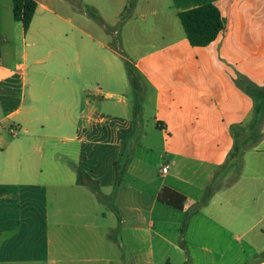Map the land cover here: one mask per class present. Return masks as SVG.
Wrapping results in <instances>:
<instances>
[{
	"label": "crops",
	"instance_id": "0c3cea01",
	"mask_svg": "<svg viewBox=\"0 0 264 264\" xmlns=\"http://www.w3.org/2000/svg\"><path fill=\"white\" fill-rule=\"evenodd\" d=\"M35 1L29 50L9 62L0 46V264H264V120L241 176L205 201L254 115L246 84L264 87V0H104L95 43L51 26L86 12ZM210 3L224 29L192 46L179 14Z\"/></svg>",
	"mask_w": 264,
	"mask_h": 264
},
{
	"label": "trees",
	"instance_id": "16d2710c",
	"mask_svg": "<svg viewBox=\"0 0 264 264\" xmlns=\"http://www.w3.org/2000/svg\"><path fill=\"white\" fill-rule=\"evenodd\" d=\"M133 5L134 0H132L126 10L132 8ZM37 7L38 4L35 0H13L14 19L17 22L22 23L25 32L30 29ZM92 15L95 18L100 19L97 14L92 13ZM179 17L192 46H206L211 44L217 39L220 32L224 29V21L221 10L215 4L210 3L191 10L183 11L179 14ZM114 46L116 47L115 49L124 57L130 83L134 91H145L147 85L143 81L136 66L130 62L119 49H117V42H114ZM246 87L255 100L254 115L249 123L251 135L246 141L242 142L237 141L236 135L234 148L230 152L224 166L220 169V171H218L215 181L219 178L221 172L229 171L239 165H243L244 154L248 149H250L248 144H256L262 137L261 127L264 120V87L260 88L253 84H246ZM213 192L214 191H211L210 188V190L206 193L205 201L209 200ZM97 193L100 199H106V197L101 194L99 189L97 190ZM158 200L176 210H183L187 199L185 195L166 187L160 191ZM258 258H261L264 261V252ZM165 264L172 263L168 261Z\"/></svg>",
	"mask_w": 264,
	"mask_h": 264
},
{
	"label": "rangeland",
	"instance_id": "374dc122",
	"mask_svg": "<svg viewBox=\"0 0 264 264\" xmlns=\"http://www.w3.org/2000/svg\"><path fill=\"white\" fill-rule=\"evenodd\" d=\"M64 1L66 6L69 5L70 12H72L73 9H75L78 13L86 12L84 14V18H82L80 22L74 21V26L66 22H61L60 25L52 23L51 26L53 28H55V26H59L61 28V32L63 36L68 35L70 38L76 37L78 40H82L84 38L87 40H92L93 41V42L91 41L92 43L98 41L101 35L104 36L105 26L103 25L101 14L97 9L98 8L97 6H101L100 4L101 3L103 4L104 0H64ZM2 12H3V16L5 15V18L3 19L1 28L6 33L5 39H7V41L6 40L4 41V39L1 40L0 46L1 48L4 49L5 60L9 62H13L15 58L14 46L16 45L17 48L20 49L21 51L24 50V48L25 50H29L30 45L32 43V39L30 36H27L25 40V32L23 30V27L15 21L12 15L6 18L7 15H6L5 6L2 7ZM105 12L111 15L109 9H106ZM92 13L97 14L100 17V19L95 18L92 15ZM63 14L65 18L69 17V15H67L66 13ZM126 16H127V12L122 16V20L125 19ZM40 27L41 24L37 22L34 25L33 29L35 31H38ZM114 42L118 43L120 52L125 57H127V55L122 50L121 38L119 34H117L114 37ZM39 70H41V66L38 68H35L33 66L29 69V73L31 76H33ZM147 90L143 92L135 90L137 97L142 99L145 93L147 92ZM249 123L237 133V141L239 142L246 141L250 137L251 132L249 130ZM253 145L254 144L252 143L248 144L250 148ZM242 170H243V165H239L236 168H233L229 171L221 172L219 178L213 183L211 187V191L219 190L231 185L235 180H237L241 176Z\"/></svg>",
	"mask_w": 264,
	"mask_h": 264
},
{
	"label": "built area",
	"instance_id": "2783aa9c",
	"mask_svg": "<svg viewBox=\"0 0 264 264\" xmlns=\"http://www.w3.org/2000/svg\"><path fill=\"white\" fill-rule=\"evenodd\" d=\"M163 172H164V173H167V172H168V167H165V168L163 169Z\"/></svg>",
	"mask_w": 264,
	"mask_h": 264
}]
</instances>
